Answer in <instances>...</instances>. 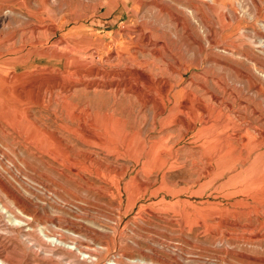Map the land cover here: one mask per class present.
Returning <instances> with one entry per match:
<instances>
[{
	"label": "rangeland",
	"instance_id": "1",
	"mask_svg": "<svg viewBox=\"0 0 264 264\" xmlns=\"http://www.w3.org/2000/svg\"><path fill=\"white\" fill-rule=\"evenodd\" d=\"M176 15L197 42L191 43ZM79 24L85 31L67 32ZM263 34L264 0H0L5 118L14 112L16 118L45 123L74 149H91L112 163L77 175L25 148L18 133L2 124L0 151L7 156L0 169V264H264V201L257 204L258 192L250 188L254 180L262 182L255 174L264 170ZM126 37L129 53L117 58V44ZM60 39L62 56L53 55ZM42 49L47 56L38 54ZM75 62L84 63L86 82L121 80L122 73L137 69L220 108L233 147L228 158L223 154L230 147L213 154L212 166L222 158L221 173L202 170L208 155L196 137L205 115L201 110L193 118L183 116L195 122V129L186 131L175 123L159 124L174 101L160 116L153 102L133 94L113 97L104 91L97 97L86 90L87 96L70 97V103L55 101L62 94L54 76L67 75ZM92 67L100 73L88 74ZM131 76L144 98L159 97L158 82L145 88ZM101 103L147 144L162 143L167 165L144 169L68 134L69 106L93 113L97 104L104 110ZM116 182L120 193L112 185ZM130 190L135 201H128ZM16 198L23 201L18 206ZM252 206H259L257 215L249 211Z\"/></svg>",
	"mask_w": 264,
	"mask_h": 264
},
{
	"label": "bare ground",
	"instance_id": "2",
	"mask_svg": "<svg viewBox=\"0 0 264 264\" xmlns=\"http://www.w3.org/2000/svg\"><path fill=\"white\" fill-rule=\"evenodd\" d=\"M161 9H165V6H162ZM170 15L173 16L174 14L170 13ZM180 18L182 17L176 15L178 24L180 23ZM179 25H182L184 27V30L186 31L189 39L191 40V43L197 42V40L194 39L193 35L188 31V27H187L188 24L186 23L185 19ZM85 29L86 27L84 25L79 24V25L69 28L67 32L70 34H75V33L78 34V33H81V31H85ZM31 33L33 32L31 31ZM212 34L213 32L210 31V33H208V37ZM72 38H74V36ZM63 42H64L63 39L57 40L55 42L54 47H55L56 53L54 54L52 53L53 55H59L57 48H59V45H61ZM68 43H69V40H68ZM130 44H131V40L127 37L125 39L119 40L117 44V49H116L117 52L115 53L117 55V58L123 56L124 54L129 53L128 51H129ZM259 46L264 47V34L262 35L261 38H259ZM198 47L200 49V46ZM36 51L37 50H34L33 52H36ZM38 54L39 55L46 54L45 56H47V52L44 51L43 49L39 50ZM59 56H62V55H59ZM76 59H77V56H76ZM66 60L67 62L72 63L74 58L66 57ZM73 67H74L72 68L73 71H70V72L67 71V75L61 74V72H59L54 76L53 83L56 86H59L61 94H62L59 96L58 95L54 96L55 101L61 100L65 104L70 103L68 102L70 97L71 98L73 96L78 97L80 95L87 96L86 92H84L86 90H90L89 94L92 96H97V97L103 96L104 91L109 93L108 96H113V97L119 93L126 94V95L133 94L137 98H140L143 102H146V101L153 102L156 115L158 116L163 115V112L165 111L167 104L174 101V104L170 106L171 107L170 113H168L166 117L161 118L159 121V124L161 127L170 128L171 125L175 123L177 125H180L179 126L180 128L184 126L186 131L194 130L195 122H194V119H190L188 120V122H185L183 116L190 115L193 118V116L194 117L196 116L197 114L196 112L201 110L205 115L201 120L202 122L201 128L198 131H196L197 132L196 137L198 139V142L200 143V148H201V151L203 152V155L204 156L208 155L206 157V159L208 160L205 166L206 169L205 170L202 169V170L203 172H206V173L208 170H210L211 172L217 175L221 173L219 164L220 162H222V158L220 157V160H217L216 161L217 163H214V165L212 166L211 165L213 163L212 159L215 157L213 156V154L224 153L223 151L230 147L229 150L223 154V157L228 158L233 152L232 150L233 147L230 144V142L226 140L228 138V136L226 135L227 116L223 112H221L220 108H218L217 110V108L213 106H206L202 104L201 101L196 97V95L193 92L184 91V93H182L181 89L173 91L174 89L172 90V87L168 85V82L165 79H161V78L155 79L150 74H147L146 72L142 70L130 68L129 71H127V73H122L124 77L121 80L120 79L118 80L112 77L111 79L105 82L101 81L100 79H93L91 81L86 82L82 80V76L84 75L83 73L86 70L84 69V63L77 62L76 65H73ZM87 73L98 75L100 73V70L92 67L90 70H88ZM73 74L77 75L78 78L71 79L72 78L71 75ZM131 75H135L137 79H141L144 82L145 88L153 87L158 82L159 83V93H158L159 97L148 96V98H144V96L142 95L143 88L140 87L138 84L133 83L132 79L130 78ZM65 76H69L70 79L69 78L65 79ZM147 93L145 95H148ZM4 94H5V90L2 89V87H0V101L2 100L1 97H3ZM211 96L213 98H216L214 95H211ZM164 97L168 98L167 102L166 100H163ZM49 99L50 97L48 98V100ZM40 100L43 101L44 97L43 99L40 98L39 102H41ZM157 100H159L160 102H158ZM98 105L99 104H97L94 110H92L93 113L88 107L77 108L75 106H69L68 110H66L67 111L66 115L68 117L67 118L68 122H70V124L72 125L66 126V128L68 129V134L73 135L75 139L78 141H81L90 146L99 148L106 155H114L115 158H118L119 155L123 157H128L133 163L140 164L144 169L152 168V167L159 168V167L167 165L169 153H168V150L163 147L162 143L147 144L144 138H141L136 132L127 129L126 121L121 120L114 116L113 108H111L112 111L109 112L108 106L105 103H101V105L103 106L105 110L104 112V110L100 111L99 109H96V108H99ZM5 115H7L6 112L3 110V108H0V117H2L0 118V128L3 126L2 124H6L10 129H12L14 133L15 132L18 133V136L22 139V142L25 148H29L35 154L51 160L52 164L55 167H60L62 169H68L70 171L75 172V174L78 175L80 174V172H82L84 169H87V168L98 169L99 171V169L103 170L104 168H107L110 165H112L111 162L104 161L103 159H101L98 156V154L95 153L91 149H88V148L87 149H80V148L74 149L73 146L69 145V143L67 142V139L63 136V134H60L59 132L56 131V129L51 128L45 123L37 124L36 121L30 120V119L16 118V116L14 115V112L13 114H11L13 118H5ZM245 137H246L245 135H242L240 137V140L241 141L246 140L247 137L246 138ZM241 145L243 146V144ZM6 156H7V153L5 151L4 152L0 151V169L3 165H5L3 162ZM210 166L212 168H210ZM117 171L115 172L117 173ZM257 172L258 173L255 174V178L257 180L261 178L262 182L259 183L258 181L254 180V182L250 185V188L253 187L257 190L258 194L256 195L257 199L255 202L259 204L262 201H264V170L262 171V173L260 170H258ZM116 173H114V175ZM123 173L124 172H122V174ZM120 177H122V175ZM113 178L114 177H112V180ZM2 185H3V181H2V178L0 177V186ZM112 185H115L114 187L117 191H119V193L121 192L122 185L120 182H116ZM101 188L102 189H99V190L103 191V187ZM134 197H135V191L130 190L129 195L127 197L128 201L133 200ZM16 201H17V203L15 204L16 206H18L19 203L23 202L19 198H16ZM134 201H135V198H134ZM6 211L9 212L8 209H6ZM249 211H252L254 212V215H257L260 211V208L259 206H252L249 209ZM221 221L223 220H219V222Z\"/></svg>",
	"mask_w": 264,
	"mask_h": 264
}]
</instances>
